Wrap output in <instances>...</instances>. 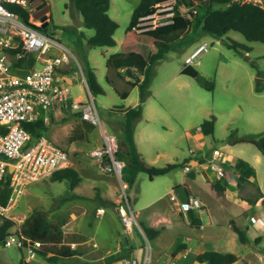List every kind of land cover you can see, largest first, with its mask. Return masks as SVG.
<instances>
[{"label": "rangeland", "instance_id": "obj_1", "mask_svg": "<svg viewBox=\"0 0 264 264\" xmlns=\"http://www.w3.org/2000/svg\"><path fill=\"white\" fill-rule=\"evenodd\" d=\"M43 1L50 5V9L46 10L49 22L46 29L42 30L60 43V48H51L49 54L58 55L60 50H66L70 54V62L64 68L67 72L71 71L73 97H80L82 100L88 99L90 94L77 63L83 69L82 58L84 55L88 58L105 91L103 94L92 95L98 113L105 128L116 136L119 144L122 139L121 125L125 119L122 112L139 103V89L131 86L134 79L127 77L124 70L107 67L106 58L120 51V43L131 13L140 0H110L109 15L118 23L114 34L116 45L95 47L86 45L87 38L93 35L94 30L83 26L82 16L74 3L69 0ZM194 1L207 3V0ZM172 2L174 0L157 5V16L153 21L172 17ZM35 12L36 9L32 7L31 19L42 24V20L33 16ZM204 14L201 11L200 17ZM186 35L179 40L176 50H171L155 63L149 85L150 95L143 103L144 114L136 121L134 137L146 163L157 167L182 162L189 156L190 148L198 150L199 146L207 145L220 147L231 164V168H227L231 190L228 187L223 190L215 189L216 179L204 186L199 178H193L191 183L185 178V184L192 185L193 195L204 203L201 215L206 221L209 216L205 209L212 204L216 205L209 212L215 218L221 217L215 225L218 228L214 237L201 242L195 238L199 233L208 235L213 224H204L202 228L189 223L172 199L173 189L180 185L184 176L188 177L192 173L193 166L186 172L184 167L172 169L154 179H150L147 173L140 172L133 186L127 190L128 201L138 215L139 224L145 223V226L159 230L155 241L148 238L152 247V264H171V258L177 264H209L198 262L196 256L202 248L212 249L214 244L220 242L243 256L248 255V252L253 254L249 242L261 231L253 220L255 216L247 220L245 218L252 208H257L259 213L264 214V206L254 201L259 196L258 186L264 191V157L250 142L231 145L227 140L231 133L241 137L264 132V43L247 41L241 33L234 30L228 31L223 37L204 33L198 22L189 28ZM190 36L193 39L189 41ZM229 39L246 44L251 50L247 52L240 46L238 50L228 47L226 42ZM200 44H205L207 50L196 58L199 63L195 61L191 65L213 85L209 88L202 85L195 76L182 73L185 58ZM143 48L145 46H140L142 52L145 51ZM124 91H129L126 98L122 97ZM213 117L216 118L213 136L201 135L198 128L204 120ZM82 120L79 111L61 113L49 123L46 132L47 138L68 153V166L76 169L79 174L77 184L71 187L67 180L53 181L50 178L27 183L12 194L7 207H0V215L15 223L10 232L19 230L23 221L33 212L44 214L58 226L61 239L58 246L73 250L76 254L52 263L46 256L37 252L34 256H29L26 249L6 241L0 245L1 264L91 263L129 245L134 247L135 256L141 261L145 252V239L136 225L131 237L121 219L124 208L128 206L123 193V187L126 189L127 186L121 178L104 170V165L91 155L92 149L101 146L102 139L98 128H89L82 124ZM192 159L191 165L194 162ZM200 168L194 167L193 173L200 174ZM247 168L252 171L249 172ZM225 177L219 181L225 183ZM238 181H243V184L237 191ZM230 191L239 192L241 198H232ZM218 204L222 207L218 208ZM99 207L105 208L102 214L97 211ZM198 212L195 211L200 215ZM147 219L155 222L149 223ZM231 219L248 226L249 239L245 245L234 236L230 226ZM187 236L194 238L191 241L193 248L185 253L189 244ZM130 237L131 244L128 242ZM156 241L163 247V251H154ZM182 244L186 248L179 255H172ZM262 252L264 253V248ZM248 259L253 263L257 262L252 255L246 261ZM111 264L120 262L114 261Z\"/></svg>", "mask_w": 264, "mask_h": 264}, {"label": "trees", "instance_id": "obj_2", "mask_svg": "<svg viewBox=\"0 0 264 264\" xmlns=\"http://www.w3.org/2000/svg\"><path fill=\"white\" fill-rule=\"evenodd\" d=\"M169 0H140L133 8L128 26L125 29V35L120 43V51L109 55L106 58V66L116 70L123 69L127 77L134 79L131 83L132 87L139 89V103L133 107H128L122 112L124 121L122 126V139L118 144L115 156L124 161V167L121 173V180L126 184L127 190L133 186L137 175L140 172L148 174L150 179L158 175H164L172 169L183 166V162L168 163L164 166H151L141 156L134 140V130L136 121L141 117L143 112V103L150 95L149 85L153 73V67L157 61L164 58L171 50H176L179 40L187 36V31L196 22L204 33H209L217 37H223L228 31L234 30L241 33L247 41H259L264 43V6L259 2L243 1V0H207V3H194V0H174L170 3L172 12V21L168 24L150 28L141 25V17L152 14L156 11L158 4H162ZM74 3L75 8L82 16V24L86 28L94 30L93 35L87 38L86 45L95 46H115L116 40L114 34L118 28V23L109 15L110 0H69ZM44 4V1L43 3ZM8 7L17 11L24 20L31 19V11L24 8L18 3H8ZM205 14L200 17V12ZM37 24L39 21L34 20ZM41 30H45L37 26ZM63 29H66L64 27ZM84 36V35H83ZM190 36L188 40H192ZM228 47H234L238 50V46L245 51H250L251 47L246 44H240L236 40L229 39ZM140 46H145L142 52ZM31 61V60H30ZM83 71L89 90L93 96L105 93L102 85L98 82L95 69L91 66L88 58L84 55L82 58ZM258 76L259 73H258ZM195 78L209 88L213 85L209 83L203 76L198 73ZM129 91H124L122 97L126 98ZM80 113V112H79ZM216 118L204 120L199 128V132L203 136H213ZM82 124L89 128L95 127L89 122L82 120ZM27 128L33 134H40L42 130L47 131L48 125L41 120L32 124H28ZM71 139V138H70ZM228 142L232 145L238 142H250L254 144L264 157V132L249 134L236 137L234 133L229 134ZM213 146L207 145L206 150ZM199 151V149H198ZM195 158V157H193ZM109 159L104 156L103 162ZM203 159H200L202 162ZM226 166L228 163L225 164ZM53 181L67 180L71 187H74L79 181V174L73 167H64L56 170L50 177ZM11 174L7 172L4 179L0 183V206L7 207L12 196V188L10 186ZM240 184V182H239ZM225 183L217 180L214 188L217 190L225 189ZM129 199V198H128ZM258 199L264 204V194L261 193ZM191 224L199 225L200 219L195 216L193 210L188 211ZM0 245L5 244L6 238L11 233L10 228L14 226V221L8 217L0 215ZM232 228L237 233L242 243L247 241L246 230L239 227L232 221ZM145 234L150 240L157 236L159 230L142 224ZM16 234H23L32 240L42 242L41 248L37 249V253L46 256L47 260L52 263L59 262L60 259L69 258L76 254L75 251L66 247L58 246L60 235H58V226L50 222L46 216L40 212H33L27 217ZM260 237L257 238V240ZM186 248L182 244L177 248L175 253ZM132 248L123 247L121 251L115 252L104 258L105 264H111L114 261H120L130 257ZM49 254V255H48ZM199 262H208L209 264H231L239 259L232 252H220L216 250H206L199 253L196 257ZM1 264V262H0ZM81 264H90L83 262Z\"/></svg>", "mask_w": 264, "mask_h": 264}, {"label": "built area", "instance_id": "obj_3", "mask_svg": "<svg viewBox=\"0 0 264 264\" xmlns=\"http://www.w3.org/2000/svg\"><path fill=\"white\" fill-rule=\"evenodd\" d=\"M8 3H18L32 10L30 0H0V183L9 172L14 195L25 184L49 178L56 170L68 166V153L47 138V131L33 134L27 125L40 120L49 125L56 116L70 111H79L83 120L98 128L102 143L100 147L91 150V155L104 165V170L121 178L124 161L115 156L117 138L105 128L91 92L86 100L76 99L72 95L71 82L64 68L70 62V54L60 50V54L50 55L51 48H60V43L37 27L41 24L32 19L24 20L21 14L8 7ZM156 16L157 11L141 17L140 24L154 28L172 21L171 17L153 21ZM206 50V45L200 44L185 58L184 65L194 63L200 53ZM196 62L199 63L198 60ZM77 65L88 87L81 65ZM189 155L196 158L198 165L212 170L217 179L225 176L227 159L220 147L206 150L205 146H199V151L190 148ZM104 156L109 159L107 162H103ZM200 159H203L202 162ZM9 167L13 168L12 172ZM123 193L128 205L121 215L125 230L130 232L136 225L146 244L141 261L128 257L119 262L152 264L150 240L137 222V215L129 204L124 187ZM172 199L182 212L200 209L202 206L200 199L192 195L187 202H181L175 193ZM97 211L102 214L105 208L99 207ZM253 220L264 222L260 217H254ZM6 241L26 249L29 256H34L42 246L41 241L16 234L15 231L8 235ZM260 264H264V256L260 257Z\"/></svg>", "mask_w": 264, "mask_h": 264}, {"label": "crops", "instance_id": "obj_4", "mask_svg": "<svg viewBox=\"0 0 264 264\" xmlns=\"http://www.w3.org/2000/svg\"><path fill=\"white\" fill-rule=\"evenodd\" d=\"M244 1V0H243ZM262 6H264V0H259L258 1ZM120 70H123V69H120ZM119 70V71H120ZM71 71L70 72H68V74H67V76H68V79L70 80V82H72L71 81ZM76 99H80V97L79 98H76ZM144 114V107H143V112H142V115ZM142 115H141V117H142ZM200 133V132H199ZM134 135H135V131H134ZM134 140H135V137H134ZM200 141H202V140H200ZM135 143H136V140H135ZM136 146H137V143H136ZM137 149H138V146H137ZM138 151H139V149H138ZM140 152V151H139ZM141 154V153H140ZM142 156V155H141ZM143 157V156H142ZM227 157H228V155H227ZM193 157H191L190 155L189 156H186L184 159H183V166H181V167H184V172H186V171H188V170H190V168L192 167V173L187 177V176H184L183 178H182V181L179 183L180 185H183L184 187H185V189L187 190V192H188V196H194L193 195V188H192V185H187V184H185V178L191 183L192 182V180H193V178H199V180L201 181V182H203L202 184L205 186V185H207V183H210L213 179L215 180L216 179V181L217 180H219V179H217L216 177H215V174L213 173V171L212 170H210V169H208V168H206L205 166H203V165H198L197 164V161H196V158H193ZM144 159V158H143ZM190 159H192V160H194V162H193V164L191 165L190 164V162H191V160ZM227 160H228V158H226ZM227 163H228V165L226 166V169H225V171H226V177H225V181H226V186L225 187H228L229 189H230V187H229V182H228V167L229 168H231V164H229V162L227 161ZM191 165V166H190ZM197 166V168L198 167H201L200 169H201V176H200V174L199 173H193V170H194V167H196ZM181 167H179V168H181ZM247 170L249 171V172H251L252 171V169L251 168H247ZM215 181V182H216ZM214 182V183H215ZM239 182H240V184H239ZM243 184V181H238V183H237V191L239 190V186L240 185H242ZM202 186V185H201ZM259 187V189H260V191H259V193H258V195H260L261 193H263L264 194V191H263V189L262 188H260L261 186H258ZM231 190V189H230ZM231 192V191H230ZM175 193V192H174ZM232 193V198H234V199H240L241 198V196H240V193L238 192H235V191H233V192H231ZM176 194V193H175ZM194 197H197L198 199H200L198 196H194ZM200 201H201V203H202V205L204 204L203 202H202V200L200 199ZM255 202H257V203H259V204H261V205H263L264 206V204H262V202L260 201V199H258V197H255V200H254ZM174 202H175V205L177 206V204H176V201L174 200ZM246 204V203H245ZM213 205H216V204H212V205H209V207L208 208H206L205 210H206V213H207V215L209 216V219L206 221V219L201 215V211H202V206H201V208L200 209H192L193 210V212L195 213V211H199L200 212V215H198V214H196L195 213V216H197L199 219H200V224L199 225H197V226H202V228H204V224L206 225V224H213V226H211V232H207L208 233V235H204V233L203 234H200L199 233V235L195 238V239H198L199 241H201V242H204V241H207V239H210V238H212V236L214 237V235L216 234V228H218V227H215V225L217 224V221H219V219L218 218H221L220 216H217V218H215L214 216H213V214L212 213H210L209 211L211 210V208H212V206ZM218 208H221L222 206H220V204H218V206H217ZM177 208H178V206H177ZM179 210V209H178ZM195 210V211H194ZM204 210V209H203ZM180 211V210H179ZM198 212V213H199ZM184 214H185V218H186V220L189 222V223H191V219H190V217H189V214H188V212H183ZM220 213H221V211H220ZM142 213L140 212V215H141ZM218 215H219V213H218ZM229 215V214H228ZM138 216V215H137ZM251 216H255V218H257V217H260L262 220H264V214H262V213H259L258 212V210H257V208H252V210H250V212H249V215L247 216V218H245V220H247V219H250V217ZM148 217V216H147ZM147 221H149V223H151V222H155V220H153L152 219V221H150V220H148L147 219ZM232 221L233 222H235L239 227H241V228H243V229H245L246 230V234H247V238L249 239V234H248V232H249V228H248V226L247 225H244V224H241V223H239V222H237L235 219H231L230 220V226L232 227ZM142 224L143 223H141V224H139L140 225V227L142 228ZM145 224V223H144ZM143 224V225H144ZM255 224H257L259 227H257L258 229H259V231H261L258 235H256L254 238H255V241H254V238L251 240V242H249V244H250V246H252V251H253V254L251 253V252H248V255H245V256H243L240 252H236V251H234V250H230V249H228V248H226L225 246H223L222 244H223V242H220V243H217V244H214V246H213V248L212 249H206V248H202L201 250H200V252H198V254L199 253H202V252H204V251H206V250H216V251H220V252H232V253H234V254H236L238 257H239V259L238 260H236L235 262H233L234 264H259V262H260V257L261 256H264V253L262 252V250H263V248H264V222L263 223H259L258 221H256L255 220ZM219 227H221V226H219ZM143 229V228H142ZM233 229V228H232ZM133 231V228H132V230L129 232L130 234L131 233H133L132 232ZM234 231V230H233ZM234 236L239 240V237H238V235H237V233L234 231ZM131 237H132V234H131ZM131 237H130V239L128 238V242L130 243V242H132V240H131ZM157 237V236H156ZM156 237H154L153 239H152V241H155V238ZM258 237H260L258 240H257V238ZM191 237H189V236H187V241H188V245H187V248L184 250V252L185 253H188V251L189 250H192V245H191V241L194 239V238H191ZM248 239H247V241H248ZM240 241V240H239ZM247 241L245 242V243H242L241 241V243L243 244V245H245L246 243H247ZM131 244V243H130ZM155 246H156V248L154 249V251H158L159 249H160V251H163V247H161L160 246V244H159V242L158 241H156L155 243ZM159 246H160V248H159ZM127 247H130V248H132V250H131V252H130V257H135L136 258V256H135V252H134V247H132V245H129V246H127ZM180 252H182V251H180ZM180 252H173L172 253V255H179V253ZM197 254V255H198ZM250 255H252V256H254L255 258H256V260H257V262L256 263H253L252 261H250L251 259H248V261H246L247 260V257H249ZM197 257V256H196ZM153 259V258H152ZM198 261V260H197ZM169 262H171V264H177L176 263V260L174 259V258H171L170 259V261ZM199 262V261H198ZM200 263H204V262H200Z\"/></svg>", "mask_w": 264, "mask_h": 264}, {"label": "water", "instance_id": "obj_5", "mask_svg": "<svg viewBox=\"0 0 264 264\" xmlns=\"http://www.w3.org/2000/svg\"><path fill=\"white\" fill-rule=\"evenodd\" d=\"M43 0H33L31 5L36 9V12L33 14L34 17H38V19L42 20L43 23L41 24L42 28H45L46 25L49 22L48 19V13L46 10L50 9V5L48 3L42 4ZM182 73L189 74L192 76H195L197 72L191 65H186L182 69ZM13 168L9 167V171L12 172ZM173 191L176 193L177 197L181 202H187L188 201V192L185 189L183 185H179L173 189ZM90 264H104V260L100 259L95 262H91Z\"/></svg>", "mask_w": 264, "mask_h": 264}, {"label": "clouds", "instance_id": "obj_6", "mask_svg": "<svg viewBox=\"0 0 264 264\" xmlns=\"http://www.w3.org/2000/svg\"><path fill=\"white\" fill-rule=\"evenodd\" d=\"M40 27H41V25H40ZM82 68V67H81ZM83 70V69H82ZM84 72V71H83ZM86 78V77H85ZM89 88V87H88ZM90 91V90H89ZM189 197V196H188Z\"/></svg>", "mask_w": 264, "mask_h": 264}, {"label": "flooded vegetation", "instance_id": "obj_7", "mask_svg": "<svg viewBox=\"0 0 264 264\" xmlns=\"http://www.w3.org/2000/svg\"><path fill=\"white\" fill-rule=\"evenodd\" d=\"M45 4V3H44Z\"/></svg>", "mask_w": 264, "mask_h": 264}]
</instances>
